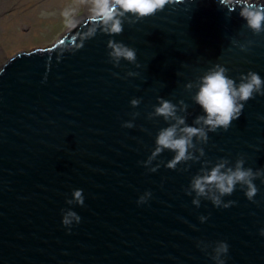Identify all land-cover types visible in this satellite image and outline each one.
<instances>
[{"label": "water", "instance_id": "obj_1", "mask_svg": "<svg viewBox=\"0 0 264 264\" xmlns=\"http://www.w3.org/2000/svg\"><path fill=\"white\" fill-rule=\"evenodd\" d=\"M239 11L221 0H173L136 23L125 20L122 33L98 31L72 51L91 26L87 16L51 46L2 65L0 264H215L211 247L206 252L198 242L221 240L229 245L225 264H264V177L254 181L255 202L237 185L222 197L235 201L227 208L204 198L197 207L195 193L185 191L205 160L234 165L243 156L245 167L264 169V95L254 94L227 130L197 144L200 160L170 169L174 153L164 150L152 162L160 164L155 172L141 163L169 124L148 116L157 97L184 100L178 114L192 125L204 113L192 99L197 89L185 85L214 64L237 83L249 70L264 79V32L248 29ZM109 39L134 48L140 67L123 59L114 65ZM133 98L141 101L136 107ZM129 120L134 126L123 127ZM77 188L83 206L67 203ZM146 191L151 197L138 204ZM69 208L81 217L71 231L62 224Z\"/></svg>", "mask_w": 264, "mask_h": 264}, {"label": "clouds", "instance_id": "obj_2", "mask_svg": "<svg viewBox=\"0 0 264 264\" xmlns=\"http://www.w3.org/2000/svg\"><path fill=\"white\" fill-rule=\"evenodd\" d=\"M79 2L87 8L91 26L81 34L80 43L72 51L81 48L83 42L94 37L98 31L110 36L122 33L125 20L129 24L136 23L162 11L167 5L172 4L173 0H79ZM221 3L230 10L239 7L240 17L246 22L245 26L253 33L264 32V3H257L255 0H227V4L221 0ZM62 14L68 20L69 27L76 26L78 21L73 18L74 13L71 10H65ZM232 43L238 44L242 50H246V44H241L235 39L232 40ZM251 43L253 41H247V44ZM107 47L110 49L108 55L114 65L119 66L123 59L140 67L134 48L114 39L107 41ZM228 71L229 69L216 63L199 76L195 82L190 81L185 85L187 90L194 87L197 89L192 99L203 109L204 113L197 115L192 125L186 123L185 116L178 114V112H185L188 107L184 100H180L177 105L163 97H157L159 103L154 106V111L148 116L150 119L163 117L169 124L159 130L154 150L145 161L141 162L148 167L149 171L155 172L160 167L159 163L151 165L164 150L174 153L173 158L168 160L165 165L170 169H176V166L182 162L200 160L205 152L202 147L198 148L197 144L207 143L209 132H215L218 128L227 130L231 122L241 115L244 103L253 98L254 94L264 95V79L257 72L249 70L247 74L241 73L239 83H237L227 75ZM128 75L135 76L138 73L129 72ZM140 102L139 98H133L130 101L133 107L138 106ZM131 115L135 118L139 113ZM122 126L132 128L134 124L132 120H129L125 121ZM197 152L199 155L194 154ZM210 164L211 167H208ZM244 165L243 156L237 158L234 165L226 158H220L215 164L205 160L200 171L192 177L190 185L185 191L188 195L195 193L192 203L197 207L200 206L201 198H204L210 200L216 207L227 208L235 201L225 202L222 197L231 196L239 185L247 199L255 202L254 198L258 188L254 181L264 177V169L253 170L252 167ZM150 197L151 192L146 191L139 197L137 203H146ZM67 203L83 206V189H74L72 198L68 199ZM62 213V224L69 231H71L74 222L78 224L81 221V217L71 208L62 210ZM199 219L204 222L207 217L201 215ZM260 234L264 235V228L260 229ZM198 247L206 252L211 247V252L208 254L215 264H225L229 252V245L226 241H217L214 246L199 241Z\"/></svg>", "mask_w": 264, "mask_h": 264}, {"label": "rangeland", "instance_id": "obj_3", "mask_svg": "<svg viewBox=\"0 0 264 264\" xmlns=\"http://www.w3.org/2000/svg\"><path fill=\"white\" fill-rule=\"evenodd\" d=\"M65 10L78 23L89 17L79 0H0V68L17 53L49 47L75 30L78 23L69 27Z\"/></svg>", "mask_w": 264, "mask_h": 264}, {"label": "bare ground", "instance_id": "obj_4", "mask_svg": "<svg viewBox=\"0 0 264 264\" xmlns=\"http://www.w3.org/2000/svg\"><path fill=\"white\" fill-rule=\"evenodd\" d=\"M35 48H37V47H35ZM40 48V47H39Z\"/></svg>", "mask_w": 264, "mask_h": 264}, {"label": "flooded vegetation", "instance_id": "obj_5", "mask_svg": "<svg viewBox=\"0 0 264 264\" xmlns=\"http://www.w3.org/2000/svg\"><path fill=\"white\" fill-rule=\"evenodd\" d=\"M60 39H61V38H60ZM60 39H59V40H60Z\"/></svg>", "mask_w": 264, "mask_h": 264}]
</instances>
